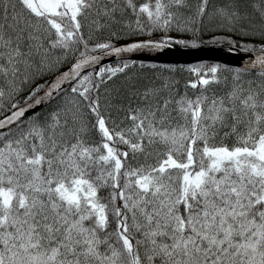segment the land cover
<instances>
[{
	"label": "snow or ice",
	"instance_id": "snow-or-ice-1",
	"mask_svg": "<svg viewBox=\"0 0 264 264\" xmlns=\"http://www.w3.org/2000/svg\"><path fill=\"white\" fill-rule=\"evenodd\" d=\"M0 264H264V0H0Z\"/></svg>",
	"mask_w": 264,
	"mask_h": 264
},
{
	"label": "water",
	"instance_id": "water-1",
	"mask_svg": "<svg viewBox=\"0 0 264 264\" xmlns=\"http://www.w3.org/2000/svg\"><path fill=\"white\" fill-rule=\"evenodd\" d=\"M136 58L146 61L153 60L155 62L177 64H190L200 61L236 64L239 61V57L230 55L224 49L217 47H200L197 49L174 47L172 49H165L161 53H144L138 55Z\"/></svg>",
	"mask_w": 264,
	"mask_h": 264
},
{
	"label": "trees",
	"instance_id": "trees-1",
	"mask_svg": "<svg viewBox=\"0 0 264 264\" xmlns=\"http://www.w3.org/2000/svg\"><path fill=\"white\" fill-rule=\"evenodd\" d=\"M176 47H179V46H176ZM201 47H217V48H221L220 46H213V45H204V46H201ZM221 49H223V48H221ZM208 63H213V62H208Z\"/></svg>",
	"mask_w": 264,
	"mask_h": 264
}]
</instances>
